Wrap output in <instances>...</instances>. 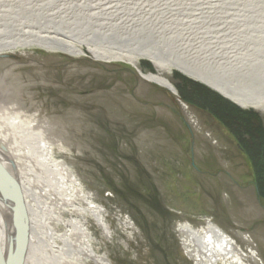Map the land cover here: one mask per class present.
Returning <instances> with one entry per match:
<instances>
[{
    "label": "bare ground",
    "instance_id": "obj_1",
    "mask_svg": "<svg viewBox=\"0 0 264 264\" xmlns=\"http://www.w3.org/2000/svg\"><path fill=\"white\" fill-rule=\"evenodd\" d=\"M33 47L75 57L86 48L95 61L136 66L146 58L157 71L138 75L150 82L173 88L169 74L177 68L264 113V0H0V55ZM5 75L0 87L9 91ZM32 102L14 92L0 96V169L9 177L0 179V264H110L89 228L93 222L103 236L112 235L104 209L69 159L56 157L60 136L28 115ZM14 182L23 205L11 194L18 190ZM21 208L29 226L24 233L15 216ZM201 218L177 228L188 259L264 264L254 247L245 250L219 224ZM122 225L135 233L130 217ZM237 234L249 244L246 234Z\"/></svg>",
    "mask_w": 264,
    "mask_h": 264
},
{
    "label": "rangeland",
    "instance_id": "obj_2",
    "mask_svg": "<svg viewBox=\"0 0 264 264\" xmlns=\"http://www.w3.org/2000/svg\"><path fill=\"white\" fill-rule=\"evenodd\" d=\"M84 50L77 57L37 47L2 53L0 79L7 72L2 80L10 88L0 87V96L14 92L33 101L25 109L28 115L42 118L49 135L60 136L67 150L62 153L56 144V157L69 159L82 185L104 209L112 231L105 237L89 223L100 240L96 251L106 253L110 264H196L185 256L177 228L186 221L201 223L197 217L202 216L219 224L245 250L254 247L264 263V196L258 195L253 161L243 150V141L253 138L238 136L247 123L256 125L243 118L247 113H257L263 127L264 113L228 98L237 106L230 113L241 121L226 114L229 122L224 125L207 111L213 106L225 115L212 93L192 84L187 98L181 95L184 78L177 75L194 78L179 69L170 72L169 88L138 75L157 71L146 58L138 66L102 62ZM202 102L210 107H198ZM140 180L149 184L153 207L117 196L121 190L130 195ZM128 217L135 233L123 228ZM238 230L250 238L249 244Z\"/></svg>",
    "mask_w": 264,
    "mask_h": 264
},
{
    "label": "trees",
    "instance_id": "obj_3",
    "mask_svg": "<svg viewBox=\"0 0 264 264\" xmlns=\"http://www.w3.org/2000/svg\"><path fill=\"white\" fill-rule=\"evenodd\" d=\"M177 76H179L180 78H184V80L182 79L183 87H182V90L180 93L185 99L187 98L186 92L190 93L191 87L187 89L188 85L192 86V84H193V85H197L198 87L200 86V88H202L203 90L205 89L207 91L206 94L212 93L215 96V98H216L215 102H216V104H218V108L220 110L224 111L225 115H223V113L217 114L216 112H214L215 108H213V106H211V108L208 109L207 107H210V105H206V103L204 104V102H202V104L198 107H200V108L203 107L204 109L207 108V111L209 110L210 112L213 111L212 113L214 115H216L217 117H219L220 121L224 125H228V122H229V120L227 119V115H232L231 116L232 119H234V120L239 119V121H241L240 118L238 117L239 116L238 114H237L238 116H236L235 114H231L232 113L231 111L235 112V110L233 108H235V107L237 108V106L234 103H231L229 100H227L223 96H220L218 93L214 92L213 90L208 89L206 86H204L201 83H196L189 78L183 77L182 75H177ZM179 85H182V84H179ZM184 89H186V90L184 91ZM179 90H180V88H179ZM196 97H199V96H196ZM218 97L220 98V100ZM189 101H191V100H189ZM247 114H249V116H244L243 118H247L248 120L250 119L249 124L253 120L256 125L253 127V126H249L247 123L248 127L247 126L245 127L244 133H240L238 136L240 138H242V136L244 137V134L252 135L253 139H251V141H248L246 139H245V141H243V143H244V145H243L244 149L243 150L247 154V156L250 157L252 159V161L254 162L253 168H255L254 172H255L256 183L258 184L260 193L263 197L264 196V160H263L264 159V157H263L264 156V151H263L264 127L261 124L257 123L259 120V116L257 113L254 112V113H247ZM228 118H230V117H228ZM241 129H243V127H241ZM238 132H236V134ZM260 149H262V154L260 153ZM126 181H127V179L125 181L123 180V182H126ZM139 184H140V186L137 188V190L132 191L130 195L128 194L127 191L121 190V191L117 192V196H119V199L121 201H124V200L126 201L127 198H129V200L131 198H134L137 201V204H141V203H139V201H142L144 204L143 206L146 205L148 208L153 207V205H152V194L150 193V189L147 188L149 184H146V182H144L143 180H140ZM126 186L123 185V187H125V188H126ZM116 188L117 187H115L113 189L115 190ZM130 204L132 205V202Z\"/></svg>",
    "mask_w": 264,
    "mask_h": 264
},
{
    "label": "water",
    "instance_id": "obj_4",
    "mask_svg": "<svg viewBox=\"0 0 264 264\" xmlns=\"http://www.w3.org/2000/svg\"><path fill=\"white\" fill-rule=\"evenodd\" d=\"M189 75V74H188ZM190 77H192L191 75H189ZM192 78H194V77H192ZM195 79V78H194ZM196 81H198L197 79H195ZM200 82H202V83H204L203 81H201V80H199ZM205 84H207V83H205ZM208 85V84H207ZM195 165V164H194ZM196 166V165H195ZM3 169H0V179H4L5 180V183L7 182V180L9 179V177L8 176H5L4 177V175L2 174L3 173V171H2ZM7 179V180H6ZM15 183V182H14ZM15 187H14V189L15 188H17L18 190L16 191V189H15V192L14 193H11L12 194V196H14L15 198H16V200H17V198L19 199V195L20 194H22V192H20V184L19 183H15ZM21 202H22V205H23V200H21V199H19ZM19 201V202H20ZM20 204V203H19ZM20 206H21V204H20ZM20 212H19V217H17V215H15L16 216V218L18 219V221H19V226H20V228H21V230H20V233L22 232V233H24V230H26V232H27V230H28V222H27V219L25 218V211H24V209H23V211H22V208H21V210H19Z\"/></svg>",
    "mask_w": 264,
    "mask_h": 264
}]
</instances>
